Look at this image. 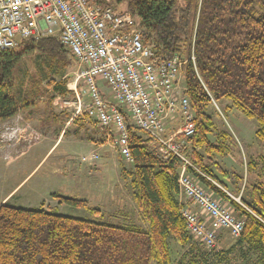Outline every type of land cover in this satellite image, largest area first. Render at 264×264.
Here are the masks:
<instances>
[{
  "label": "trees",
  "instance_id": "trees-1",
  "mask_svg": "<svg viewBox=\"0 0 264 264\" xmlns=\"http://www.w3.org/2000/svg\"><path fill=\"white\" fill-rule=\"evenodd\" d=\"M124 1L116 0L117 4ZM121 11L138 20L145 45L154 44L163 55L187 60L184 86L195 113L196 134L188 140L192 147L185 152L190 151V161L199 171L188 167L187 172L231 202L245 220L239 244H246L257 255L256 264H264V192L253 190V202L246 203L250 211L246 210L205 177L219 182L200 152L217 151L225 156L223 145L208 138L213 122L207 108L213 100H229L247 118L256 120V134L264 139V0H127ZM36 52L54 60L60 69L72 65L55 38L23 40L16 48L1 52L0 122L18 113L16 68L25 56ZM192 52L195 65L189 59ZM49 86L62 96L68 93L66 81ZM125 119L133 164L130 172L123 169V173L132 177L133 199L147 227L119 226L98 221L101 218L81 219L3 203L0 264H173L170 240L183 248L190 246L193 239L179 212L182 161L176 156L163 158L159 145L145 133L146 137L141 135L126 113ZM72 123L82 125V119ZM54 197L59 204L89 209L86 200ZM91 213L101 217L98 208ZM201 255V249L192 246L178 264L207 262L198 258Z\"/></svg>",
  "mask_w": 264,
  "mask_h": 264
},
{
  "label": "rangeland",
  "instance_id": "rangeland-1",
  "mask_svg": "<svg viewBox=\"0 0 264 264\" xmlns=\"http://www.w3.org/2000/svg\"><path fill=\"white\" fill-rule=\"evenodd\" d=\"M111 3L117 10H124L127 0L122 4H117L116 0ZM66 58L72 65L60 69L54 60L36 52L25 56L16 68L15 83L21 106L14 117L0 122V203L49 209L81 219L101 218L98 221L119 226L134 224L145 229L147 225L133 199L132 177L123 173V169L130 172L132 164L119 155L115 134L108 137L85 119H82V125L72 123L75 108L72 105L74 93L70 89L78 66L67 53ZM63 81H66L68 92L65 96L49 86L51 82ZM99 82L107 100L113 101L111 88L102 80ZM179 86L180 89L185 87L184 76ZM77 89L88 102L84 86L78 84ZM193 114L195 116L194 111ZM207 114L213 122L208 138L216 145H223L225 156L217 151L209 155L201 149L205 164L247 207L246 203L253 202V190L264 192V139L256 134L259 125L229 100L212 101ZM177 115L179 126L174 133L183 122ZM64 131L62 143L47 154ZM141 135L146 137L144 133ZM190 145L188 142V148L192 147ZM188 152L186 156L190 160ZM96 153L99 154L97 158L93 157ZM56 195L86 200L89 209L59 204ZM219 199L243 219L231 202ZM93 208L100 210L101 217L91 213ZM221 230H218L215 249H209L193 238L186 248L170 240L173 264H178L192 246L201 249L202 255L198 258L207 260L199 264H256L257 255L246 244L240 245L230 230L219 233Z\"/></svg>",
  "mask_w": 264,
  "mask_h": 264
},
{
  "label": "built area",
  "instance_id": "built-area-1",
  "mask_svg": "<svg viewBox=\"0 0 264 264\" xmlns=\"http://www.w3.org/2000/svg\"><path fill=\"white\" fill-rule=\"evenodd\" d=\"M143 31L131 13L117 10L111 0H0V53L23 40H58L78 66L70 89L73 119L80 116L108 137L114 133L119 155L133 164L126 113L132 125L159 145L163 158L178 157L179 212L186 231L215 249L218 230H230L239 239L245 220L187 172L188 167L198 171L185 152L196 134L190 99L185 87L179 86L187 60L163 55L154 44L145 45ZM189 59L195 65L194 52ZM99 80L111 88L113 101L107 100ZM78 84L84 86L88 102L79 94ZM177 114L183 122L169 136L167 121ZM235 200L247 209L240 198Z\"/></svg>",
  "mask_w": 264,
  "mask_h": 264
},
{
  "label": "crops",
  "instance_id": "crops-1",
  "mask_svg": "<svg viewBox=\"0 0 264 264\" xmlns=\"http://www.w3.org/2000/svg\"><path fill=\"white\" fill-rule=\"evenodd\" d=\"M176 123H178V115L171 117L167 121V133L168 134H169V132L170 133H174V131L178 128L179 124H176ZM62 137H63V134L61 136L59 134L58 140H56V142H54L53 145L48 149L47 154H49L55 148V146L58 143H60V144L62 143V140H63ZM95 155L97 157H99V154L98 153H96ZM218 181H219L220 184H218V183L217 184L221 187L220 189H222L223 191H225L228 194L229 197H231L233 200H235V197L233 196L234 194L232 192H230V190L227 188V185L225 183H223L221 180H219V178H218ZM216 196L219 197L218 195H216ZM183 201H186V199L183 198ZM0 204H2V203H0ZM196 210L200 213V211L198 209H196ZM223 231H225V230H221V231H219V233H222Z\"/></svg>",
  "mask_w": 264,
  "mask_h": 264
}]
</instances>
